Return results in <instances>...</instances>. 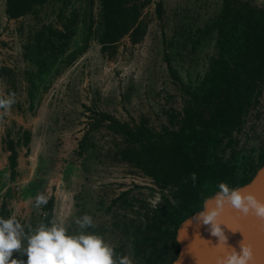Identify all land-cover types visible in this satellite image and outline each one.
I'll use <instances>...</instances> for the list:
<instances>
[{"label":"rangeland","instance_id":"1","mask_svg":"<svg viewBox=\"0 0 264 264\" xmlns=\"http://www.w3.org/2000/svg\"><path fill=\"white\" fill-rule=\"evenodd\" d=\"M154 1L140 8L134 35L110 45L97 38L100 0H50L17 17H7L0 0V98L16 101L7 115L0 109V217L15 215L26 230L55 221L75 232L76 217L89 214L96 227L88 231L136 264H168L175 255L168 230L177 185L152 174L156 159L144 157L138 140L184 127L185 99L201 90L226 45L218 44L216 24L226 0H160L159 11ZM40 21L62 32L50 31L38 53L29 44ZM243 94L204 156L234 177L249 173L264 147V75ZM41 193L49 202L37 210ZM13 258L27 260L19 252Z\"/></svg>","mask_w":264,"mask_h":264},{"label":"trees","instance_id":"2","mask_svg":"<svg viewBox=\"0 0 264 264\" xmlns=\"http://www.w3.org/2000/svg\"><path fill=\"white\" fill-rule=\"evenodd\" d=\"M49 1L5 0L4 11L7 17L35 15ZM146 2L148 0H100L98 40L111 45L123 33L134 35L141 26V22L136 20L139 10ZM229 2L225 1L216 22L221 36L218 44L226 45L221 46L217 56L212 58L209 70L201 81V90L194 91L189 100L185 99L186 103L182 106V111H185L182 118L184 127L173 136L159 134L138 140L146 153L144 157L156 159L155 162L152 160V174L162 182L177 185L180 200L170 215L172 228L168 230L172 239L176 226L186 216L200 210L205 198L215 191H222L221 184L231 190L246 182L264 163V147L257 164L249 168V173L239 177H234L219 162L204 160L205 152L217 138L221 124L235 116L234 111L246 96L243 91L264 75V6ZM154 4L159 11L160 0L154 1ZM33 30L34 39L29 45L38 53L46 50L51 42L50 31L56 38L62 32L50 21H40ZM14 155L15 149L10 146L8 159L11 165ZM152 162L144 164L150 167ZM193 173L196 174L195 182L192 180Z\"/></svg>","mask_w":264,"mask_h":264},{"label":"clouds","instance_id":"3","mask_svg":"<svg viewBox=\"0 0 264 264\" xmlns=\"http://www.w3.org/2000/svg\"><path fill=\"white\" fill-rule=\"evenodd\" d=\"M15 102L14 94L0 98L2 115H7ZM192 180H196L195 173ZM220 187L228 195L234 209L244 214L255 211L257 216L264 219V203L258 202L253 195L242 193L239 189L229 190L224 184ZM48 202L49 197L41 193L35 198L34 208L39 210ZM214 217L215 213L201 217L199 223L219 240L223 236L225 243L226 237L221 227L215 224ZM74 223L77 225L75 232H69L65 224L55 221L50 222V226L43 222L35 227L29 224L26 230L15 215L0 217V264H136L130 255H118L115 246L104 236L88 231L96 227L93 216L84 214L76 217ZM240 248V251L233 248L224 264H251V250L242 243ZM14 252L26 255L27 260L13 258Z\"/></svg>","mask_w":264,"mask_h":264},{"label":"water","instance_id":"4","mask_svg":"<svg viewBox=\"0 0 264 264\" xmlns=\"http://www.w3.org/2000/svg\"><path fill=\"white\" fill-rule=\"evenodd\" d=\"M233 189L251 194L264 203V163L246 182ZM213 213L215 224L226 237V244L223 236L219 240L199 223L201 217ZM174 239L177 251L168 264H224L233 248L241 250V243L252 252L251 264H264V219L255 211L244 214L234 209L228 195L219 190L205 198L200 210L189 214L176 226Z\"/></svg>","mask_w":264,"mask_h":264}]
</instances>
